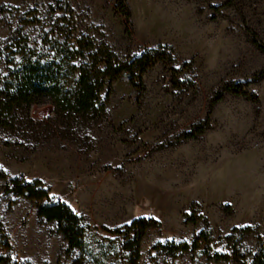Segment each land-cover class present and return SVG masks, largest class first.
Returning <instances> with one entry per match:
<instances>
[{"label":"rangeland","instance_id":"obj_1","mask_svg":"<svg viewBox=\"0 0 264 264\" xmlns=\"http://www.w3.org/2000/svg\"><path fill=\"white\" fill-rule=\"evenodd\" d=\"M119 1L0 0V43L37 40L55 10L123 60L163 47L174 59L142 93L126 77L113 84L105 119L85 133L46 132L54 110L40 103L36 137L0 136V264H129L126 228L139 219L154 226L137 264H252L264 246V53L252 42L264 45V0H126L130 23ZM18 177L81 217L89 254H68L39 203L6 193Z\"/></svg>","mask_w":264,"mask_h":264},{"label":"trees","instance_id":"obj_2","mask_svg":"<svg viewBox=\"0 0 264 264\" xmlns=\"http://www.w3.org/2000/svg\"><path fill=\"white\" fill-rule=\"evenodd\" d=\"M119 9L130 23L131 13L126 0L119 1ZM56 12L53 10L52 14L56 16ZM68 12L69 15L72 13ZM67 15L39 21L37 40L25 35L0 43V136L8 137V145L12 137L18 145H23L19 141L36 137L37 127L42 123L32 119L31 108L40 103H48L54 110V118L43 125L46 132L59 126L65 136L85 133L87 128L105 119L113 84L126 77L142 93L145 75L159 63L174 61L169 47L146 49L123 60L106 44L79 33L72 17L67 18ZM252 37L253 44L264 53V45L258 36L254 33ZM240 95L247 96L243 92ZM216 103H212L209 114ZM205 131L206 127H197L184 138L192 139ZM4 177L0 170V178ZM4 189L8 194L39 203L38 217L56 224L66 241L68 254L76 250L89 254L88 232L83 220L67 204L54 201L41 181L13 178ZM153 226V222L139 219L126 228L129 242L124 247L131 252L129 264H137L140 244ZM192 247L200 248L199 239ZM190 248L183 244L174 246L172 251L187 252ZM216 258L228 259L219 254ZM252 264H264V246L253 257Z\"/></svg>","mask_w":264,"mask_h":264}]
</instances>
